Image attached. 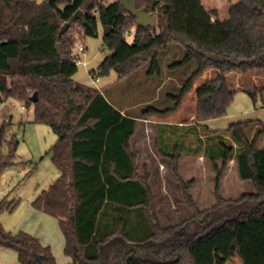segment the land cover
<instances>
[{
	"label": "trees",
	"instance_id": "trees-1",
	"mask_svg": "<svg viewBox=\"0 0 264 264\" xmlns=\"http://www.w3.org/2000/svg\"><path fill=\"white\" fill-rule=\"evenodd\" d=\"M129 1L155 15L157 26L138 27L120 0H0V102L12 98L32 106L33 122L58 136L52 151L61 175L33 207L59 221L71 264H197L193 247L226 231L234 237L242 264H264V147H259L264 130L253 138L246 122L233 124L223 136L210 135L220 137L218 154L197 153L209 157L217 173V204L207 209H200L189 191L194 181L179 173V150H160L173 162L193 211L190 220L162 227L150 176L139 173V155L131 150L137 118L123 115L102 91L76 82L79 68L72 58L75 33L82 41L83 36L98 37L100 26L109 54L92 73L101 77L115 71L122 80L148 63L154 74L160 71L161 54L179 45L186 56L176 65L196 61L197 70L173 97L174 108L150 107L141 118L179 110L195 80L211 68L219 73L198 90L196 121L221 118L235 95L225 86L226 75L264 71V0H238L223 21L213 20L216 11H208L203 0ZM79 11L83 16L77 17ZM66 24L70 28L62 32ZM134 29L130 44L126 36ZM247 92L256 97L264 88ZM35 93L38 101L32 103ZM11 131V121L0 128V177L13 166L25 165L16 162L20 142ZM233 160L240 179L252 181L256 193L223 197V176ZM8 199L0 201V215L18 207L19 201ZM0 248L17 253L21 264H58L37 238L13 234L1 222Z\"/></svg>",
	"mask_w": 264,
	"mask_h": 264
},
{
	"label": "rangeland",
	"instance_id": "rangeland-1",
	"mask_svg": "<svg viewBox=\"0 0 264 264\" xmlns=\"http://www.w3.org/2000/svg\"><path fill=\"white\" fill-rule=\"evenodd\" d=\"M202 2L208 11H216L214 21H223L229 17L232 6L239 1L203 0ZM135 32L136 29L127 34L128 43H133ZM79 38L81 35L75 33L76 42L81 40ZM83 42L88 49L87 63L78 65L79 71L73 79L98 90L106 89L111 100L124 102L129 113L139 117H142V113L150 107L159 110L174 108L176 100L173 97L181 94L182 88L198 68L196 61H191L184 66L176 65L184 60L186 53L181 46L174 44L161 54L159 58L160 71L151 74L152 67L148 63L131 77L122 80L119 79L118 73L115 71L105 77H101L97 73L99 82L94 85L92 71L97 72L101 62L109 54L108 50L103 47V28L100 26L98 37L83 36ZM76 44L72 47V55ZM217 76L218 70L211 68L205 71L201 77L195 80L193 88L185 96L179 110L167 115L168 117L165 115L157 117V120L161 122L167 120L174 123L183 122L181 127L158 126L160 132L164 131V133L161 132L160 141H158L160 150L168 151L171 148L173 150L172 146L178 144L180 152L185 155L189 153L194 156H197V153L200 155L205 153L206 155L208 152L214 155L220 151L218 146L220 137L211 138L210 135L220 134L223 136L231 125L240 122L248 124L247 133L253 138L264 130V93L258 92L254 97L247 92V90L264 88V71L259 68L247 73L236 71L227 74L225 86L230 91L235 92L233 103L228 109L229 112L221 118L202 123L196 121L198 90L206 82L215 79ZM194 112L195 117L192 118ZM24 114L27 119L16 123L11 132L17 135L20 142L16 162H22L25 165L13 166L5 170L0 177V201L6 196H9V201H19L18 207L13 213L5 212L0 215L3 220L6 217L11 218L12 224H7V227L9 232L13 231L12 233H15L14 231L17 229L13 227H18L19 221L26 216V209L30 206L31 201L54 184L60 176V172L53 162L54 153L52 151L58 136L47 125L33 122L35 121L33 108L24 111ZM145 125H140L138 128L139 136L146 130ZM158 128H155L154 139L147 141L148 146L154 148L157 153ZM139 136L135 141L136 147H139ZM170 144L171 148H169ZM259 147H264V137L259 140ZM159 158L162 159L163 157L159 155ZM150 163V167L138 166V169L140 174L147 173L150 176V186L161 226L179 225L190 220L193 217V211L184 199L183 188L178 181L176 172H174L173 162L169 160L164 166L156 165L153 161ZM184 164L183 175L187 178L198 177L200 180L199 187L195 189L196 203L199 208L207 209L217 204L214 189V168L207 163L185 161ZM221 166L222 162L220 161L219 167ZM239 178L237 169L232 168L226 177V187L234 189V192L233 195L229 196L232 198L223 195L224 198L238 199L245 193L242 191H247V185L241 186ZM223 235L226 236L222 238V244L219 245L217 242ZM233 238L226 231L193 247L197 264H242L237 255ZM64 258H66L64 254H59L56 258L57 263L63 262Z\"/></svg>",
	"mask_w": 264,
	"mask_h": 264
},
{
	"label": "crops",
	"instance_id": "crops-1",
	"mask_svg": "<svg viewBox=\"0 0 264 264\" xmlns=\"http://www.w3.org/2000/svg\"><path fill=\"white\" fill-rule=\"evenodd\" d=\"M135 36V34H134ZM219 73V71H218ZM99 82V81H98ZM97 82V83H98ZM96 83V84H97ZM94 84V85H96ZM103 93H105V95L107 96V98L109 99V101L116 106L118 109L121 110L123 115H129L132 116L133 118H137V126H136V131L134 136L131 139V150L133 153L139 155L138 156V166H143V167H150L151 163L150 161H153L154 164L158 165L160 164L161 166L166 165V162L168 163V161L170 159L165 158L162 156L161 151L159 149V137L161 135V132L164 133V131L159 130L158 126L159 125H164L166 127H181L183 125V122H176L174 123L173 121H165V122H161L159 120H157V117L159 115H152L145 118H141L139 116L133 115L129 113V109L128 107L124 104V102H119L117 100L114 99H110L108 96V92L106 89H102L100 90ZM2 95L0 94V99H1ZM29 108H33L32 106H25L23 103L15 100V99H5L3 102H0V128L3 125V123L5 122H9L11 121L12 123V129L14 127V125H16V123H19L20 121H24L27 119V116L24 114V111L28 110ZM34 111V109H33ZM165 117H168L167 115H165ZM195 117V112L192 113V118ZM146 125H145V124ZM140 125H145L146 130L144 132H142L139 136L138 134V128L140 127ZM158 128V137H157V141H156V145L158 147V153L156 152V150L152 147L148 146V139H154L155 137V128ZM137 136H139V147L135 146V141L137 139ZM58 141V140H57ZM172 144V143H171ZM171 144L170 147L171 148ZM169 145V144H168ZM171 149H168V153L174 152L175 150H179L180 152V147L177 144L176 146H172ZM181 153V152H180ZM161 157H163L162 159L159 158V155ZM192 153H189L188 155L186 154H182L181 153V159H180V173L182 175V177L184 178L185 181H194V183L190 186V193L193 196V198L196 200V195H195V189L199 187L200 184V180L198 177H191V178H187V176L183 175V168H184V163L185 161H189L191 163L197 162V163H207L210 164L212 167V162L211 159L209 157H204V156H194V155H190ZM222 162V161H221ZM220 161H217V164L219 165ZM236 168L237 169V174L238 176L239 174V170H238V164L236 160L231 161L228 164V169L227 172L225 173V175L223 176V180H222V195H226L227 198L231 195H233L234 189H228L226 187V177L228 175V173L230 172V170L232 168ZM214 168V167H213ZM215 170V169H214ZM61 175V174H60ZM60 177V176H59ZM58 177V178H59ZM216 179V171H215V177ZM240 179V178H239ZM239 184L241 186L243 185H247L246 190L247 191H242L243 195L248 194V193H252L254 194V192L256 193V189L252 183V181H241ZM215 189V186H214ZM216 190V189H215ZM239 190V188H238ZM198 191V190H197ZM39 196H36L35 200L38 198ZM224 197V196H223ZM232 198V197H229ZM34 199L31 201L30 206H28V208L26 209V216L23 217V219H21L18 223V227H13V228H17L16 231H14L15 233L13 234H18L20 232H25L29 235L34 236L35 238H37L41 245L44 247H49L51 249V252L53 255H55V259L58 257V255L60 254H64V258L63 262H59L60 264H71L73 262L72 258L70 256H67L65 253V248H66V240H65V236L63 235V231H61L60 225H59V221L56 218L51 217L50 215H47L43 212H40L38 210H36L33 207V203L35 201ZM17 209V208H16ZM11 218H2V216H0V222L3 225V227L8 231V227L7 224H12V221L10 222ZM13 232V231H12ZM240 259V258H239ZM240 263H242V261L240 260ZM0 264H21L19 262V258L17 253H15L12 250L9 249H5V248H0Z\"/></svg>",
	"mask_w": 264,
	"mask_h": 264
},
{
	"label": "water",
	"instance_id": "water-1",
	"mask_svg": "<svg viewBox=\"0 0 264 264\" xmlns=\"http://www.w3.org/2000/svg\"><path fill=\"white\" fill-rule=\"evenodd\" d=\"M121 5L127 13H130L133 17L136 18V24L141 28H155L157 26V17L155 15H150L146 10H139L136 5L131 3L129 0H120ZM84 12L79 11L77 13V17L83 16ZM69 25L66 24L62 29V32H66L68 30ZM59 47V45H58ZM221 86V84H220ZM38 101V94L35 93L31 97V102L36 103Z\"/></svg>",
	"mask_w": 264,
	"mask_h": 264
},
{
	"label": "built area",
	"instance_id": "built-area-1",
	"mask_svg": "<svg viewBox=\"0 0 264 264\" xmlns=\"http://www.w3.org/2000/svg\"><path fill=\"white\" fill-rule=\"evenodd\" d=\"M77 44L75 45V50L74 53L72 55L73 61L74 63L78 66L80 64H86V59H87V52L88 49L85 45V43L82 40H79L76 42ZM92 82L93 84H96L99 79H98V75L96 74H92Z\"/></svg>",
	"mask_w": 264,
	"mask_h": 264
}]
</instances>
